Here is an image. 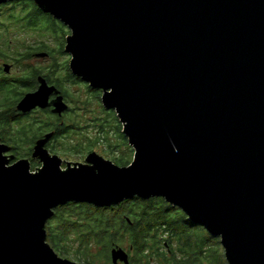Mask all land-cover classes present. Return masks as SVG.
I'll return each instance as SVG.
<instances>
[{"label": "water", "instance_id": "95a60500", "mask_svg": "<svg viewBox=\"0 0 264 264\" xmlns=\"http://www.w3.org/2000/svg\"><path fill=\"white\" fill-rule=\"evenodd\" d=\"M33 1L70 35V71L102 91L134 150L122 168L97 153L67 165L39 141L14 162L0 144V264H75L47 243L67 204L162 198L219 238L228 264H264V0ZM39 57H45L41 54ZM9 72L8 66L5 67ZM17 111L68 106L40 80ZM58 97L49 102L50 96ZM113 264H129L120 248Z\"/></svg>", "mask_w": 264, "mask_h": 264}, {"label": "trees", "instance_id": "16d2710c", "mask_svg": "<svg viewBox=\"0 0 264 264\" xmlns=\"http://www.w3.org/2000/svg\"><path fill=\"white\" fill-rule=\"evenodd\" d=\"M22 10L28 12L26 17ZM4 11L15 23L2 22ZM43 18L48 21L46 31L54 42L56 26L70 35L33 1L0 6V58H33V52L44 51L45 41H41L30 47L32 53H20L29 44L25 38L28 34H40L37 26L44 24ZM23 20L28 23L27 29ZM65 47L66 40L59 56L52 52L51 58H58L59 62L54 60V75L47 79L55 83L71 105L70 112L62 120L48 115L41 119L43 122L20 121L15 115V105L25 96L24 89L33 85L29 82L35 81V75L41 72L33 71L13 83L0 80V142L10 146L19 161L31 157L36 140L53 133L49 147L55 153L83 157L102 146L112 163L122 168L130 166L134 150L122 133L117 115L103 108L102 91L74 77L68 59L63 58ZM63 120L64 125H59ZM46 234L47 243L59 257L74 258L80 264H113L111 252L115 248L127 252L129 264H228L220 239L191 223L180 209L162 198L147 201L134 198L110 208L67 204L54 210V217L46 225Z\"/></svg>", "mask_w": 264, "mask_h": 264}, {"label": "flooded vegetation", "instance_id": "af4514ba", "mask_svg": "<svg viewBox=\"0 0 264 264\" xmlns=\"http://www.w3.org/2000/svg\"><path fill=\"white\" fill-rule=\"evenodd\" d=\"M47 39L49 38V36L46 37ZM45 40V39H44ZM49 40V39H48ZM50 42V43H49ZM49 42H46L43 43L44 44V47H45V50L42 51L41 53H38V52H33L29 46L32 48V46H34L35 44L37 43H34V44H31L29 43L23 50L20 51V53L23 54H27V53H32V56L33 58H0V80L2 81H10L11 83L17 81L18 78L20 77H23L24 75L26 74H31L33 71L37 72L38 74L41 72L40 75H35V81L34 80H31L29 83L33 84L31 85V87H26L24 89V94L27 95V94H33V93H36L40 87H41V83H40V80H43L44 83L48 86V87H54L58 92H59V95L58 96H61V93L60 91L56 88V85L54 82H51L49 81L47 78H49L48 76H53L54 73H53V69H54V58H51V54L52 52L54 51V44H53V40H49ZM51 44V45H50ZM45 55V57H39V55ZM33 59H43L47 62H49L46 66H42V67H35V66H32L29 64L30 61H32ZM70 59V58H69ZM58 62H59V59L57 58L56 59ZM69 65H70V60H69ZM8 66L9 68V72H6L5 70V67ZM24 66H26V68H24ZM22 68H24V71L22 73H20V75L18 76H14L13 75V71L15 69H19V71L23 70ZM70 68V67H69ZM39 71V72H38ZM75 77V76H74ZM77 78V77H76ZM79 79V78H77ZM81 80V79H79ZM82 81V80H81ZM83 82V81H82ZM84 83V82H83ZM86 84V83H85ZM87 85V84H86ZM88 86V85H87ZM89 87V86H88ZM103 95V94H102ZM56 94H53L52 96H50V99H49V102H53L54 100H56V98L58 97ZM63 98V97H62ZM23 99V98H22ZM20 99L17 104L15 105V115L17 117L18 120L20 121H24V122H43V120H41L43 117H46L48 118V115H51L55 118H57L58 120H62L63 117L65 116V114L69 113L70 110H71V105L68 104L64 98H63V101L64 103L68 106V109L67 111H65L61 116L55 114L53 111H54V108L53 107H49L47 109H40V108H37L35 110H33L32 112L30 113H26V114H23L19 111H17V106L19 104V102L22 100ZM107 112H112V111H107ZM65 123V120H63V123L60 121L59 122V125H64ZM38 129V128H37ZM86 129V128H85ZM91 130V129H90ZM53 133L51 134H47V136H50V139L46 142L45 144V150L51 155V156H57L59 157L58 155L60 156H64V155H61L60 152H54L53 150H51V148L49 147V144L52 142V136ZM70 135V133H69ZM47 136H43L42 138H39L38 140H36V143L34 144L33 148H32V153H31V157L29 159L25 158V159H21V160H30V159H33V160H37V159H34L33 158V155H34V149L37 145V143L39 141H42L44 140ZM0 144H2L0 142ZM5 145V144H3ZM10 147V146H9ZM93 153H96V152H93ZM6 156L8 157H14L15 159V155L13 154V150L12 148L10 147V151L6 154ZM88 156V155H87ZM87 156H85L87 158ZM60 158V157H59ZM61 159V158H60ZM20 161V160H19ZM15 162H18L16 161V159L14 160L13 163ZM30 162V161H29ZM63 165V164H62Z\"/></svg>", "mask_w": 264, "mask_h": 264}, {"label": "rangeland", "instance_id": "374dc122", "mask_svg": "<svg viewBox=\"0 0 264 264\" xmlns=\"http://www.w3.org/2000/svg\"><path fill=\"white\" fill-rule=\"evenodd\" d=\"M16 11H17V14H20V12H21L20 10H16ZM22 12H24V10H22ZM24 13L26 14L24 17H26L28 15V12H24ZM17 16H19V15H17ZM12 20L13 19L9 20V18H7V14H5V11H4L3 21L2 22H6L5 23L6 25L8 23H15L14 21L12 22ZM43 23H44L43 25L41 24V26H39V27L37 26V30H38V32L40 34H35V35H29L28 34L26 37L24 35L23 38L25 37L27 39L26 41L31 43V44L40 43L41 41L49 42V40L50 41L53 40L54 51L56 52L55 54H57V56H59L60 55L59 53H61V50H60L61 45L65 44V40L67 39V36H69V35L66 34V33H63L59 29V27L56 26L55 27L56 30H55V34H54L55 35L54 36L55 42H54V39L52 38V36L50 34H47L48 32L46 31V26L48 25V21L43 18ZM24 24H25V28H26V26L28 25L27 21H24ZM13 26L16 27L15 25H13ZM63 27L66 28L65 26H63ZM66 30H68V29L66 28ZM68 33H69V30H68ZM45 36L46 37L49 36V38H48L49 40ZM21 37H22V33H21ZM29 48H30V46H29ZM65 55H66V57H63V58L64 59H68V62H69V60H71V57L66 52H65ZM10 57H12V55H10ZM48 63L49 62H47V61H45L43 59H33L32 61L29 62L30 65L35 66V67L46 66ZM24 68H26V66H24ZM24 68H22L23 70H21V71H19V69H15L13 71V75L14 76L20 75V73H22L24 71ZM84 114H86V116L88 115L87 113H84ZM90 133H93V132L90 130ZM103 150H105V149L102 146L101 147L99 146V147L95 148L94 152H96L99 156L103 157L105 160L110 161L109 158H107L105 156V154L103 153ZM58 156L61 158V160L63 162L62 169H67V165L68 164H71L73 166V165H76V164H85V162H86V157L85 156H83V157H80V156H69V155H64V156L58 155ZM23 159H25V158H23ZM29 161H30V164H31V171L33 173L36 172L37 169H40L42 167V164L40 163L39 160L30 159ZM66 260H69V261H71V262H73L75 264H80L74 258H67Z\"/></svg>", "mask_w": 264, "mask_h": 264}]
</instances>
